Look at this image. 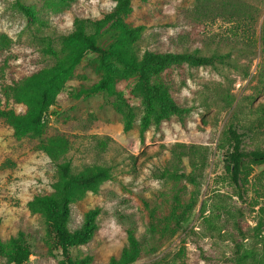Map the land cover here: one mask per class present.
I'll return each instance as SVG.
<instances>
[{
    "label": "rangeland",
    "instance_id": "374dc122",
    "mask_svg": "<svg viewBox=\"0 0 264 264\" xmlns=\"http://www.w3.org/2000/svg\"><path fill=\"white\" fill-rule=\"evenodd\" d=\"M116 3L0 0L1 108L24 113L26 106L14 101L11 88L64 64L63 39L75 31L76 21L102 18ZM127 21L143 27L134 44L138 58L146 51L224 58L164 71L172 97L191 112L143 131L145 111L131 93L135 80L117 81L116 93L88 91L102 78L93 53L84 56L48 109L41 137H17L0 119L1 239L26 235L31 255L25 264H108L128 245L129 230L141 244L132 264H259L264 260V163L246 161L248 183L239 189L225 156L231 150L230 125L244 134L246 152L264 149V0L135 1ZM98 40L103 46L112 41L108 33ZM118 92L134 107L130 130L117 106ZM56 134L69 141L57 162L39 147ZM63 161L71 162L75 175L94 166L110 171L97 193L70 205L72 230L84 223L88 210L100 208L93 238L69 249L72 263L61 250L50 249L42 216L28 208L34 196L52 191ZM10 252L11 247L0 251V264H14Z\"/></svg>",
    "mask_w": 264,
    "mask_h": 264
},
{
    "label": "trees",
    "instance_id": "16d2710c",
    "mask_svg": "<svg viewBox=\"0 0 264 264\" xmlns=\"http://www.w3.org/2000/svg\"><path fill=\"white\" fill-rule=\"evenodd\" d=\"M135 1L117 0L115 7L102 18L77 20L75 31L64 37V48L68 57L59 68L40 70L24 78L11 88V94L17 103L26 106L24 113L13 109L1 108L0 119L7 121L17 137L30 135L41 137L44 134V121L48 109L55 102L57 95L64 88L67 80L74 74L84 56L88 53L99 57V70L102 78L93 84L89 92L111 91L116 93L117 81L135 80L131 93L140 98L145 114L142 118V131L151 123L160 124L171 115L184 116L191 112V107L180 105L171 95V86L162 79V74L174 65L189 64L193 66L213 65L224 58L215 54L211 57L198 55L197 52H152L146 51L141 58L135 53V42L141 37L142 26H133L127 19ZM25 12L29 10L20 6ZM92 28V32H88ZM264 32V29H263ZM104 33L111 35L107 46L100 44L98 37ZM264 48V35L262 36ZM53 52V50H50ZM54 53V52H53ZM117 106L125 119V130L132 128L134 107L125 96L118 92ZM227 138L231 150L225 156L226 170L231 182L241 189L248 183L249 171L246 161L252 164L264 163V149L246 152L243 149L244 134L230 125ZM52 161H59L67 152L68 139L62 134L53 135L42 140L39 145ZM183 148L184 145H179ZM58 180L49 193L34 196L28 202L31 213L42 216L45 224L44 241L51 250H61L68 257L69 249L88 243L95 235L100 208L95 207L86 212L84 223L77 229L69 227L70 205L82 199L88 192L97 193L100 186L110 179V171L104 166L87 168L75 175L70 161L58 163ZM129 243L116 257L112 256L108 264H132L140 255L141 244L132 230L128 232ZM11 247L10 262L25 264L31 255L26 235L20 232L5 242L0 237V251ZM84 263V261H82ZM264 264V260L259 262Z\"/></svg>",
    "mask_w": 264,
    "mask_h": 264
}]
</instances>
